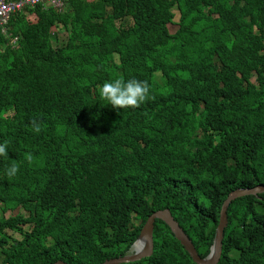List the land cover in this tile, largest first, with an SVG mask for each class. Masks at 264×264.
I'll return each mask as SVG.
<instances>
[{
	"label": "trees",
	"instance_id": "16d2710c",
	"mask_svg": "<svg viewBox=\"0 0 264 264\" xmlns=\"http://www.w3.org/2000/svg\"><path fill=\"white\" fill-rule=\"evenodd\" d=\"M64 3L13 14L16 46L0 31V262L105 264L164 209L207 256L228 195L264 184V0ZM116 78L155 99L105 105ZM227 213L219 264H264V193ZM128 264L197 263L157 219L152 256Z\"/></svg>",
	"mask_w": 264,
	"mask_h": 264
},
{
	"label": "clouds",
	"instance_id": "9594fccd",
	"mask_svg": "<svg viewBox=\"0 0 264 264\" xmlns=\"http://www.w3.org/2000/svg\"><path fill=\"white\" fill-rule=\"evenodd\" d=\"M24 0H5V4L13 5L16 7L14 11L10 13L9 21L6 25H0V31L4 37H6L10 44L16 46L21 39V36H13L10 31V20L13 14L21 13L24 18L27 19L28 14L33 15L35 20L38 21L36 15L30 11L31 8L36 6L52 7L54 9L62 10L64 5V0H62L63 5L61 7H55L46 2L38 3H25L21 7H18V3ZM94 1V0H93ZM30 22V21H29ZM32 23H36L32 21ZM99 97L100 100L104 102L105 105H111L114 109H128V108H139L142 104L148 102L149 100H154L155 97L151 95L150 84L147 80H139L136 78H131L125 80L123 78H116L114 80L105 81L99 86ZM32 130L36 133L41 131V125L37 119L32 120ZM8 156V142L0 143V157ZM25 159L29 164L35 161V157L31 153L25 155ZM19 172V165L16 163H11L6 168V176L8 180H12L17 176Z\"/></svg>",
	"mask_w": 264,
	"mask_h": 264
},
{
	"label": "water",
	"instance_id": "95a60500",
	"mask_svg": "<svg viewBox=\"0 0 264 264\" xmlns=\"http://www.w3.org/2000/svg\"><path fill=\"white\" fill-rule=\"evenodd\" d=\"M264 193V184H260L254 188L247 189H237L232 191L226 200L224 201L221 212H220V220L219 225L216 230V236L214 239V243L211 247V252L205 257L200 256L196 246H194L191 239L185 233L184 229L179 225L178 221L172 216V213L169 209L159 210L154 212L152 215H149L146 219L144 225L141 228L139 238L132 246V251L129 255L124 257H118L115 259H111V261L106 262L105 264H128L135 263L140 261L142 258H146L152 256L154 252V228L155 221L160 219L164 221L171 229L172 233L175 235L178 241H180L181 245L185 248L187 253L191 258L194 259V262L197 264H219L220 258L223 250V239L225 235V229L228 224V208L232 201L237 198H241L249 195H259ZM143 240V250L138 252L135 250L138 241ZM55 264H66L63 262H57Z\"/></svg>",
	"mask_w": 264,
	"mask_h": 264
},
{
	"label": "built area",
	"instance_id": "2783aa9c",
	"mask_svg": "<svg viewBox=\"0 0 264 264\" xmlns=\"http://www.w3.org/2000/svg\"><path fill=\"white\" fill-rule=\"evenodd\" d=\"M46 2L55 7H61L63 5L62 0H24L23 2L18 3V7H21L25 3H38ZM5 0H0V25H6L10 18V13L16 9L13 5L5 4Z\"/></svg>",
	"mask_w": 264,
	"mask_h": 264
},
{
	"label": "rangeland",
	"instance_id": "374dc122",
	"mask_svg": "<svg viewBox=\"0 0 264 264\" xmlns=\"http://www.w3.org/2000/svg\"><path fill=\"white\" fill-rule=\"evenodd\" d=\"M93 1V0H91ZM27 19L30 21V23H32V21L34 22H37V20H35V17L33 15H30L28 14V17ZM179 19V16L178 14H176V21H178ZM178 29V25L177 24H174V25H169V30L170 32L173 34L177 31ZM52 40H53V44L54 45H58V43H64L68 40V32L67 31H64V30H59L58 33H57V38L55 37V33L52 34ZM8 216H12V215H16V211H10L7 213ZM11 234L15 235V237L17 239H22V236L20 234H17L15 232H10ZM134 252V250L132 251V253ZM1 261V259H0ZM0 264H2L0 262Z\"/></svg>",
	"mask_w": 264,
	"mask_h": 264
},
{
	"label": "bare ground",
	"instance_id": "6f19581e",
	"mask_svg": "<svg viewBox=\"0 0 264 264\" xmlns=\"http://www.w3.org/2000/svg\"><path fill=\"white\" fill-rule=\"evenodd\" d=\"M135 250L138 252H141L143 250V240L142 239L138 241V244L136 245Z\"/></svg>",
	"mask_w": 264,
	"mask_h": 264
}]
</instances>
